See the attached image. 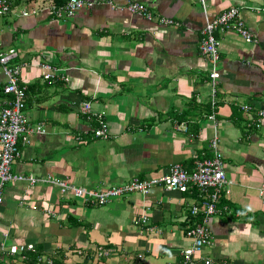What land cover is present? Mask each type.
Segmentation results:
<instances>
[{"label": "crops", "instance_id": "1", "mask_svg": "<svg viewBox=\"0 0 264 264\" xmlns=\"http://www.w3.org/2000/svg\"><path fill=\"white\" fill-rule=\"evenodd\" d=\"M133 1L150 10V20L125 9ZM50 2L13 0L0 15V50L14 49L9 62L19 65L24 114L44 130L24 143L18 139L10 171L98 189L159 177L173 162L191 170L195 159L210 156L215 133L229 207L209 218L210 242L195 254L196 264L202 258L264 264V123L253 125L255 111L264 108V0H203L205 14L199 0H93L68 18L48 12ZM231 6L256 42L229 29L214 32L219 77L210 122L208 61L198 41L204 17ZM31 8L34 13L21 14ZM159 16L174 23L164 26ZM39 63L56 68L57 76L43 79ZM3 83L0 70V107L8 97ZM86 100L91 111L102 112L106 138L94 137L97 122L80 112ZM191 191L155 184L145 195L132 192L96 205L62 194L52 183L6 182L0 264L177 262L189 244L188 210L199 199ZM140 213L146 222L134 225ZM27 243L34 251L23 252L24 258L7 252ZM97 246L107 254L97 257Z\"/></svg>", "mask_w": 264, "mask_h": 264}, {"label": "built area", "instance_id": "2", "mask_svg": "<svg viewBox=\"0 0 264 264\" xmlns=\"http://www.w3.org/2000/svg\"><path fill=\"white\" fill-rule=\"evenodd\" d=\"M13 0H0V15L9 11L10 3ZM203 13L205 14V6L203 0H199ZM93 0H66L62 5L48 3L45 8L56 18L70 17L82 7H90ZM125 9L132 13L150 20L152 15L150 10L140 2H127ZM255 10L259 8L255 7ZM264 12V8L261 9ZM35 9L29 11L23 10L22 15L34 13ZM157 22L166 26L173 24L171 18L159 16ZM232 30L244 42L255 43V35L246 27L244 21L240 17L237 7H228L212 17H204V23L200 30V38L198 41V50L204 55L208 61L207 83H208V106L209 110L206 115L210 122L214 120L216 107V91L218 83V67L219 60L218 42L214 35L216 30ZM14 55L13 48L0 50V70L4 75V83L2 85L3 94L7 95V99L3 101L0 107V202L2 195V187L4 183L15 180H26L29 184L34 182H46L54 184L60 193L71 194L75 198L84 200L88 204L102 205L109 200L128 194L137 192L141 195L148 193L150 188L155 184H161L168 190L185 192L190 189H196L199 199L189 208L191 215L199 214L200 220L194 225L187 227L185 236L189 239V244L182 248L179 252L180 259L177 262L169 264H196L197 254L204 244L210 242L209 218L221 211H226L227 207L218 205V196L221 190H225L227 178L224 171L221 154L218 150L217 135L213 133L208 142L210 156L195 159L191 170H186L181 163L173 162L167 172L156 178H137L133 177L125 182L114 185H106L98 189H87L75 186L64 179L54 178L50 176L35 177L32 175L22 176L13 174L10 171L12 161L19 155L17 142L26 141L29 134H42L44 130L39 125H32L24 114L25 87L18 82L19 65L10 63L9 59ZM38 67L43 79H50L56 75V68L48 63H39ZM242 110L249 109V106L243 105ZM80 112L87 118H92L97 122L96 127L92 130V134L96 138H106L108 130L106 123L102 120V112H93L90 110L89 102L82 101L79 106ZM264 123V108L257 109L254 113L255 127ZM179 124L175 127L178 128ZM183 131L186 126L181 125ZM181 128V127H180ZM261 193V192H260ZM146 222V215L138 214L133 219L134 225H142ZM25 251H34L31 243L9 246L7 252L9 254L20 253L24 258ZM94 253L99 256H105L107 250L97 246ZM40 257L37 258L40 261ZM50 261H48L49 263ZM197 264H217L209 258H202Z\"/></svg>", "mask_w": 264, "mask_h": 264}, {"label": "trees", "instance_id": "3", "mask_svg": "<svg viewBox=\"0 0 264 264\" xmlns=\"http://www.w3.org/2000/svg\"><path fill=\"white\" fill-rule=\"evenodd\" d=\"M65 1L66 0H51L50 3H53L55 5H62ZM191 190H192L191 192H193L194 194H198L196 189H191ZM218 205L220 206V208L222 206H226L227 208L229 207V204L227 203V201L225 199H223V190H221L220 193H219ZM200 217L201 216L199 214L191 215L189 210H188V220L187 221L190 224L188 227H190V226L194 225L195 223H197L200 220ZM37 258H38L37 254L34 255L33 259H34L35 262H38ZM51 263H53V261H51ZM55 264H58V263H55Z\"/></svg>", "mask_w": 264, "mask_h": 264}]
</instances>
